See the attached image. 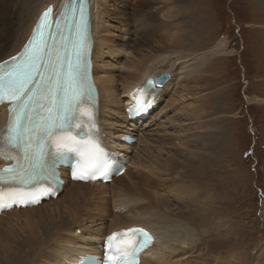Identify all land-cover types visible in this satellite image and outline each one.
I'll return each instance as SVG.
<instances>
[{
  "label": "bare ground",
  "instance_id": "1",
  "mask_svg": "<svg viewBox=\"0 0 264 264\" xmlns=\"http://www.w3.org/2000/svg\"><path fill=\"white\" fill-rule=\"evenodd\" d=\"M67 1L0 0V61L22 49L43 9L51 6L59 11ZM110 1L90 0L91 73L99 96V115L92 112L91 117L96 125L94 139H102L118 151L124 148V154L130 162L124 173L114 177L110 183L68 179L55 199L0 213V264H73L86 253H98L93 244L98 239L114 233H126L133 228H145L156 236L155 242L143 253L140 264H264V244L259 247L254 262H248L247 251H229L226 256L225 252L210 251L214 255L209 257L203 252L202 245L205 242L202 237L210 235L211 228L200 224L201 213L204 211L200 193L196 191L200 185L189 181L185 173L191 170L194 158L212 155V149H215L212 147V140L217 123L214 118V121L204 118L205 109L201 108L197 97L195 101H188L186 98L189 96L181 95L178 100L180 110H186L194 116L196 129L204 130H198L200 133L191 139L192 142L175 145V139H182L183 133L180 130L176 133L174 130L172 134L170 131L157 133L160 126L165 129L167 111L162 106L167 108L173 100L172 90L175 85H179L184 79V83H189V89L198 88L197 84L202 81L211 57L227 48L226 40L220 39L210 49L200 52L184 51L181 41L185 40L183 36L189 32L183 21L186 16L181 17L180 9L178 13L167 12L164 6L172 0L148 1L157 6L164 4H161L162 16H169L173 22L163 26L160 24L158 29L150 33L149 25L146 24V36L149 37H142L140 42L133 37L125 39L123 34L120 38L116 36L121 29L118 27L120 21L116 15L111 16L110 12L116 13V10L110 5ZM182 6L180 8L184 11V5ZM149 10L151 8L145 9L147 16ZM134 28L139 29V22ZM126 31L131 32L129 29ZM132 40L135 41L134 44ZM111 46L113 49H107ZM124 49L129 50V56L123 62L125 68L130 70L128 76L112 79L110 76L97 75L98 71L95 73L97 66L107 64L103 63V58L114 57ZM163 73L169 74V79L160 88H149V93L144 98L149 101L150 93L154 92V105L149 116L140 119L139 123L128 121L127 107L136 101L145 80L159 77ZM193 92L197 95L199 93L197 89ZM202 118L203 121H200ZM6 119L7 113L1 109L0 165L7 162L2 153L7 148L4 142L8 123ZM175 119L170 116L167 122L174 127L179 124ZM148 129L151 133L144 137V132ZM127 133L138 135V142L132 146L123 143L124 134ZM153 133L156 134V140L150 138V135L154 136ZM164 140L176 152L170 145L169 150ZM185 148L192 152L187 153L188 159L181 157ZM155 189L163 195L153 197ZM182 242H186L187 247H183ZM234 249L235 247L230 248ZM32 251L36 253L29 257L28 253Z\"/></svg>",
  "mask_w": 264,
  "mask_h": 264
},
{
  "label": "rangeland",
  "instance_id": "2",
  "mask_svg": "<svg viewBox=\"0 0 264 264\" xmlns=\"http://www.w3.org/2000/svg\"><path fill=\"white\" fill-rule=\"evenodd\" d=\"M146 1L148 0L110 1V5L116 10V13L110 14L114 17L116 15L120 21L118 27L121 28L114 36L122 38L123 34L125 39L133 37L140 42L142 37H149L146 36L148 25L150 33L158 29L160 24L163 26L173 22L169 16H162V3L157 6ZM191 1L182 3L172 0L164 6L167 12L173 11L171 14L178 13L180 9L181 17L186 16L183 21L189 32L183 36L185 40L181 41L183 50L189 53L207 50L220 39L226 40L227 48L209 60L203 79L197 84L198 95L193 92L195 88L189 89V83H184V79L181 80L182 83L175 85L173 94L170 93L173 100L167 108L162 106L167 111L165 131L160 126L157 133L170 131L172 134L174 130V133L180 130L183 133L182 139H175L173 142L179 145L192 142L191 139L196 134L204 131L196 129L197 123L193 115L180 110L178 100L181 95L189 96L186 98L188 101H195L197 97L201 108L205 109L204 118L210 121L215 119L213 121L217 123V128L212 140V147L215 148L212 149V155L194 158L191 170L185 173L189 181L200 185L197 186L199 191L196 190L200 193L204 208L200 224L211 228L210 235L202 237L205 242L202 249L208 257L216 252H225L226 256L229 251H247L248 262H254L259 247L264 244V0ZM182 4L184 11L180 8L183 7ZM147 8H151L149 16L145 14ZM137 22L139 29L134 28ZM180 28L183 31L182 25ZM127 56L129 50L124 49L116 53L114 57H118L117 59L103 58V63L107 64L101 63V67L95 68V73L98 71L97 75L110 76L112 79L128 76L130 70L123 63ZM170 116L176 118L175 121L179 124L171 126L167 122ZM144 133V137H148L151 132L148 129ZM155 135H150V138L156 140ZM164 142L168 148L171 147L168 141ZM187 153L192 152L185 148L181 157L188 159ZM152 195L158 197L163 194L155 189ZM172 201L175 202L173 197ZM222 246L226 248L221 249ZM233 247L236 250H230ZM35 253L32 251L28 256Z\"/></svg>",
  "mask_w": 264,
  "mask_h": 264
},
{
  "label": "snow or ice",
  "instance_id": "3",
  "mask_svg": "<svg viewBox=\"0 0 264 264\" xmlns=\"http://www.w3.org/2000/svg\"><path fill=\"white\" fill-rule=\"evenodd\" d=\"M51 11L46 10L40 20V25L49 29L48 35L38 26L37 35L19 58L14 56L11 63L0 64V105L6 104L12 114L4 142L12 146V150H19L21 157L15 166L0 170V181L4 174H8L9 182L21 185L54 179L57 166L69 162L66 153L73 154L74 178L109 174V154L100 142L91 139L94 123L87 130L82 128L85 121L77 111L88 98L90 89L89 22L81 8L80 20L75 25V41L63 43L62 39L61 46L57 47L49 43L53 36L52 24L59 27V20L49 23ZM164 78L166 76L155 82L149 80L146 84L154 89ZM77 120L80 123H76ZM88 122L91 123V118ZM2 198L0 193V200ZM128 231L139 239L122 240L124 247L120 251L125 255L114 264H139V253L152 242L144 229ZM116 236L114 233L109 240Z\"/></svg>",
  "mask_w": 264,
  "mask_h": 264
},
{
  "label": "water",
  "instance_id": "4",
  "mask_svg": "<svg viewBox=\"0 0 264 264\" xmlns=\"http://www.w3.org/2000/svg\"><path fill=\"white\" fill-rule=\"evenodd\" d=\"M166 76V78H164V80H163V83H161L159 86H157V87H160V86H162L165 82H166V80L167 79H169V74H167V73H163V74H161L159 77H165ZM159 77H154V82L157 80V78H159ZM183 247H187V243L186 242H182V244H181Z\"/></svg>",
  "mask_w": 264,
  "mask_h": 264
},
{
  "label": "flooded vegetation",
  "instance_id": "5",
  "mask_svg": "<svg viewBox=\"0 0 264 264\" xmlns=\"http://www.w3.org/2000/svg\"><path fill=\"white\" fill-rule=\"evenodd\" d=\"M110 128V127H109ZM108 130V127L106 128Z\"/></svg>",
  "mask_w": 264,
  "mask_h": 264
}]
</instances>
